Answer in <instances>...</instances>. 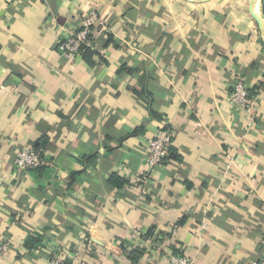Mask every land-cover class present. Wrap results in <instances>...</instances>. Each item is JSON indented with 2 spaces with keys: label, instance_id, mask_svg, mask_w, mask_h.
Returning <instances> with one entry per match:
<instances>
[{
  "label": "crops",
  "instance_id": "crops-1",
  "mask_svg": "<svg viewBox=\"0 0 264 264\" xmlns=\"http://www.w3.org/2000/svg\"><path fill=\"white\" fill-rule=\"evenodd\" d=\"M251 1L0 0V264L261 263L264 33ZM93 10L92 46L68 53ZM239 79L251 120L231 99ZM163 127L169 157L149 172ZM41 144L42 169H18L17 150Z\"/></svg>",
  "mask_w": 264,
  "mask_h": 264
},
{
  "label": "built area",
  "instance_id": "built-area-1",
  "mask_svg": "<svg viewBox=\"0 0 264 264\" xmlns=\"http://www.w3.org/2000/svg\"><path fill=\"white\" fill-rule=\"evenodd\" d=\"M102 24L103 21L97 11L93 10L84 14L80 26L73 30L61 43L62 48L73 55L81 53L85 47L92 46L95 28ZM231 99L238 108L247 113L250 120L253 119L256 110V97L251 95L243 79L237 81ZM172 143V132L165 127L160 128L149 139L145 155L149 172L163 165V162L169 156ZM16 156V166L20 170H31L45 164L40 153L30 146L19 148ZM9 246V241L0 239V257L8 251ZM47 264H66V261L64 258L55 255L49 259ZM170 264H192V261L187 256H177L172 259ZM260 264H264V257Z\"/></svg>",
  "mask_w": 264,
  "mask_h": 264
},
{
  "label": "water",
  "instance_id": "water-1",
  "mask_svg": "<svg viewBox=\"0 0 264 264\" xmlns=\"http://www.w3.org/2000/svg\"><path fill=\"white\" fill-rule=\"evenodd\" d=\"M259 0H252L251 1V13L253 15V17L256 19L257 23L259 24V27L262 29L263 33H264V19L258 15L254 10H253V5Z\"/></svg>",
  "mask_w": 264,
  "mask_h": 264
},
{
  "label": "trees",
  "instance_id": "trees-1",
  "mask_svg": "<svg viewBox=\"0 0 264 264\" xmlns=\"http://www.w3.org/2000/svg\"><path fill=\"white\" fill-rule=\"evenodd\" d=\"M263 9H264V5H263ZM43 145L41 144V145H39V147L38 148H36V150L38 151V152H40V155H41V157L43 158V155H42V152H41V147H42ZM169 157V156H168ZM42 169V166H40V167H38V168H35V169H32V170H41ZM67 264V263H66Z\"/></svg>",
  "mask_w": 264,
  "mask_h": 264
},
{
  "label": "bare ground",
  "instance_id": "bare-ground-1",
  "mask_svg": "<svg viewBox=\"0 0 264 264\" xmlns=\"http://www.w3.org/2000/svg\"><path fill=\"white\" fill-rule=\"evenodd\" d=\"M257 5V4H256ZM256 5H255V7H256Z\"/></svg>",
  "mask_w": 264,
  "mask_h": 264
}]
</instances>
